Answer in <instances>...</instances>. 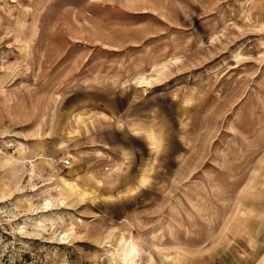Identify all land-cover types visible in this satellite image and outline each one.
<instances>
[{"label": "rangeland", "instance_id": "374dc122", "mask_svg": "<svg viewBox=\"0 0 264 264\" xmlns=\"http://www.w3.org/2000/svg\"><path fill=\"white\" fill-rule=\"evenodd\" d=\"M131 246L264 264V0H0V264Z\"/></svg>", "mask_w": 264, "mask_h": 264}, {"label": "bare ground", "instance_id": "6f19581e", "mask_svg": "<svg viewBox=\"0 0 264 264\" xmlns=\"http://www.w3.org/2000/svg\"><path fill=\"white\" fill-rule=\"evenodd\" d=\"M162 74L163 73H161V70H154L150 75L142 76L138 78L134 83H136L138 87H148L152 83L153 80H156L155 76L159 77ZM67 185H70L72 189L74 188L71 184H67ZM136 251H137V248L135 246L127 247L126 249L122 251L123 252L122 255L128 263L130 262L134 264L133 262L136 257Z\"/></svg>", "mask_w": 264, "mask_h": 264}, {"label": "built area", "instance_id": "2783aa9c", "mask_svg": "<svg viewBox=\"0 0 264 264\" xmlns=\"http://www.w3.org/2000/svg\"><path fill=\"white\" fill-rule=\"evenodd\" d=\"M54 165L61 164L63 166H68L71 163V157L70 156H55L53 158Z\"/></svg>", "mask_w": 264, "mask_h": 264}, {"label": "crops", "instance_id": "0c3cea01", "mask_svg": "<svg viewBox=\"0 0 264 264\" xmlns=\"http://www.w3.org/2000/svg\"><path fill=\"white\" fill-rule=\"evenodd\" d=\"M94 119H95V116H91L90 118H87L86 119V124H84L83 126H82V128H84V129H89V127L93 124V122H94ZM74 183H77L75 180H72ZM78 184V183H77Z\"/></svg>", "mask_w": 264, "mask_h": 264}]
</instances>
